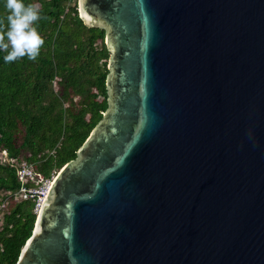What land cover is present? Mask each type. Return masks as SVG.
Instances as JSON below:
<instances>
[{"label": "water", "instance_id": "95a60500", "mask_svg": "<svg viewBox=\"0 0 264 264\" xmlns=\"http://www.w3.org/2000/svg\"><path fill=\"white\" fill-rule=\"evenodd\" d=\"M109 106L16 264H264V0H78Z\"/></svg>", "mask_w": 264, "mask_h": 264}, {"label": "trees", "instance_id": "16d2710c", "mask_svg": "<svg viewBox=\"0 0 264 264\" xmlns=\"http://www.w3.org/2000/svg\"><path fill=\"white\" fill-rule=\"evenodd\" d=\"M35 5L44 40L36 60L5 63L0 51V191L19 187V165L56 175L103 118L110 52L106 30L87 26L78 0H23ZM0 0V34L7 31ZM38 213L32 199H10L0 221V264H16Z\"/></svg>", "mask_w": 264, "mask_h": 264}, {"label": "clouds", "instance_id": "9594fccd", "mask_svg": "<svg viewBox=\"0 0 264 264\" xmlns=\"http://www.w3.org/2000/svg\"><path fill=\"white\" fill-rule=\"evenodd\" d=\"M8 11L7 31L0 34V51L5 63L17 61L27 56L29 60H36L44 40L33 25L39 21L40 14L37 6L25 5L23 0H5Z\"/></svg>", "mask_w": 264, "mask_h": 264}, {"label": "built area", "instance_id": "2783aa9c", "mask_svg": "<svg viewBox=\"0 0 264 264\" xmlns=\"http://www.w3.org/2000/svg\"><path fill=\"white\" fill-rule=\"evenodd\" d=\"M56 175L45 177L37 174L28 161L21 162L18 172L19 187L15 190L0 191V221L3 219L4 209L10 199H32L35 201V211L39 213Z\"/></svg>", "mask_w": 264, "mask_h": 264}]
</instances>
